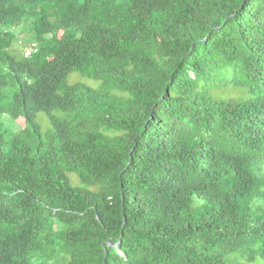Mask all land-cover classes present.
<instances>
[{"label":"trees","instance_id":"obj_1","mask_svg":"<svg viewBox=\"0 0 264 264\" xmlns=\"http://www.w3.org/2000/svg\"><path fill=\"white\" fill-rule=\"evenodd\" d=\"M259 260L264 0H0V264Z\"/></svg>","mask_w":264,"mask_h":264},{"label":"rangeland","instance_id":"obj_2","mask_svg":"<svg viewBox=\"0 0 264 264\" xmlns=\"http://www.w3.org/2000/svg\"><path fill=\"white\" fill-rule=\"evenodd\" d=\"M21 50H22V45H21ZM27 48V47H26ZM17 52H19L17 50ZM78 73H72L69 77V81L77 80V79H81L82 77L78 76ZM83 79V78H82ZM86 80V79H85ZM91 83H94L95 85L98 84V81L95 80H88ZM217 96H219L220 98L223 99H235V98H248L250 95L248 93L247 88L245 87H234L232 85H227L225 87H223L222 89L218 90ZM36 121L40 123L43 131L47 130L49 128V121H48V117L46 116L45 113H38L36 115ZM22 121L20 120L19 123H21ZM257 264H264L262 263L260 260L258 261Z\"/></svg>","mask_w":264,"mask_h":264},{"label":"built area","instance_id":"obj_3","mask_svg":"<svg viewBox=\"0 0 264 264\" xmlns=\"http://www.w3.org/2000/svg\"><path fill=\"white\" fill-rule=\"evenodd\" d=\"M36 51L35 47H29L25 49V55H29L31 52Z\"/></svg>","mask_w":264,"mask_h":264},{"label":"bare ground","instance_id":"obj_4","mask_svg":"<svg viewBox=\"0 0 264 264\" xmlns=\"http://www.w3.org/2000/svg\"><path fill=\"white\" fill-rule=\"evenodd\" d=\"M27 48H29V47H27Z\"/></svg>","mask_w":264,"mask_h":264}]
</instances>
